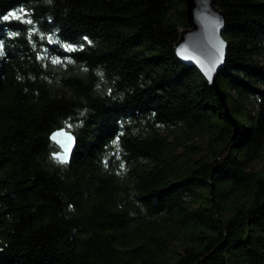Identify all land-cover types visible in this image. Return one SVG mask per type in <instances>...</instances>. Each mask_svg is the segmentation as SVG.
I'll use <instances>...</instances> for the list:
<instances>
[{
  "label": "trees",
  "instance_id": "obj_1",
  "mask_svg": "<svg viewBox=\"0 0 264 264\" xmlns=\"http://www.w3.org/2000/svg\"><path fill=\"white\" fill-rule=\"evenodd\" d=\"M213 3L226 109L184 0H0V264H264V0Z\"/></svg>",
  "mask_w": 264,
  "mask_h": 264
},
{
  "label": "water",
  "instance_id": "obj_2",
  "mask_svg": "<svg viewBox=\"0 0 264 264\" xmlns=\"http://www.w3.org/2000/svg\"><path fill=\"white\" fill-rule=\"evenodd\" d=\"M184 2L188 26L180 30V35L174 44L175 54L184 63L200 70L226 109L224 94L216 81V76L224 65L228 45L221 34L225 23L224 14L214 6L213 0H184ZM233 124H236L234 120ZM50 139L58 147L54 157L61 163L68 161L75 142L71 132L64 128L58 129L50 134Z\"/></svg>",
  "mask_w": 264,
  "mask_h": 264
}]
</instances>
